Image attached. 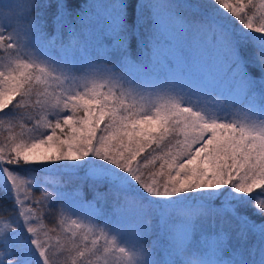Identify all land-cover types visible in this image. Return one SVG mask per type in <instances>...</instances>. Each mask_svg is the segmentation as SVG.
I'll list each match as a JSON object with an SVG mask.
<instances>
[{
    "label": "snow or ice",
    "instance_id": "6c2138e0",
    "mask_svg": "<svg viewBox=\"0 0 264 264\" xmlns=\"http://www.w3.org/2000/svg\"><path fill=\"white\" fill-rule=\"evenodd\" d=\"M25 12L22 28L0 12V192L15 212L0 264H264V0ZM209 92L215 112L191 104ZM41 173L78 178L93 199L77 210L103 226L47 228L63 193Z\"/></svg>",
    "mask_w": 264,
    "mask_h": 264
},
{
    "label": "trees",
    "instance_id": "16d2710c",
    "mask_svg": "<svg viewBox=\"0 0 264 264\" xmlns=\"http://www.w3.org/2000/svg\"><path fill=\"white\" fill-rule=\"evenodd\" d=\"M77 3L79 4H87L90 2V0H76ZM174 3H183V0H173ZM192 2H199V3H206V0H192ZM24 3L27 4V0L24 1ZM9 4H15L18 6H21V1L20 0H3L2 3H0L1 6L4 8L6 5ZM18 7H15L14 9L17 10ZM185 16L191 17V12L188 10H181ZM36 14H41L39 9H36ZM20 13L16 16L17 21L19 22L20 20ZM23 16L25 18L26 12L23 11ZM24 21V20H23ZM26 21V19H25ZM6 58V56H5ZM5 58L2 59V62H4ZM212 97L214 99H221L218 94L216 93H211ZM21 116L26 117V113L24 110L18 115L17 117V122L18 123H24V119H21ZM0 119H4L7 121V117H0ZM34 124V121L31 122ZM31 126V125H30ZM9 125L6 122L3 125H0V141H3L4 137H7L9 135L8 132ZM22 132V129L20 127H15L13 129L14 134H20ZM41 176H43L46 181H52L56 180L59 183L53 185L52 187L48 188L47 191L53 192V188L59 187L60 191L63 193V198L62 199H57L55 193H53L51 200L46 202V203H51L52 207L46 209V212L53 213L52 216H45L43 219V223L46 225L47 228H55L57 231H60L61 229V218H62V212L63 209L62 207L65 206L71 199L75 201L76 203H83L88 200L93 199V194L92 192L87 188L86 185H83L78 178L72 177H61L58 174L53 175V174H47V173H41ZM31 178V174H22V179L24 180H29ZM43 187V186H40ZM41 195L39 191H35L32 195V199H36L37 196ZM23 198V197H21ZM261 199H264V197H258ZM13 203L14 201H9L3 196V193L0 192V224L6 223L7 222V217L9 214H15L14 209H13ZM19 206L17 205V208L15 209L16 212H18ZM52 235H55V233H52ZM157 240L156 235H152L147 239L146 246H151L150 243H153L154 241ZM162 242V241H161ZM89 243H91V239L89 238Z\"/></svg>",
    "mask_w": 264,
    "mask_h": 264
},
{
    "label": "rangeland",
    "instance_id": "374dc122",
    "mask_svg": "<svg viewBox=\"0 0 264 264\" xmlns=\"http://www.w3.org/2000/svg\"><path fill=\"white\" fill-rule=\"evenodd\" d=\"M20 1H21V6H18L17 10H15L14 8H12L10 10L9 8H4L3 6L0 5V12H3L5 14V17L10 16L12 18L13 26H15L17 28H22L24 26V24H26L25 18L23 16V11H25L26 3H24L25 0H20ZM184 2H185V0H183V3ZM19 13H20V15H19L20 20L18 22L16 16ZM4 23H8V20L5 19ZM5 35H7V32H5ZM5 56H6V53H4L3 51H0V62H2V59L5 58ZM211 93L212 92L193 95L191 97V104L192 105H200V106H203L204 108H206L209 112H215L218 105H219L220 99H214V97H212ZM185 106H190L188 101H187V98L185 100ZM62 209H63L62 218H67V222H68L67 224L63 225V227H67L68 224H70L72 219L83 220L84 223L91 224L94 228H98V227L103 226L102 220L86 219L84 216V213L77 210V203L75 201H73L72 199L65 206H63ZM74 211H75V215L73 214ZM97 234H99V233L97 232ZM89 238L91 240H93V239H95V236H89ZM98 243L100 245H102L103 239H101ZM150 245H153V243H150Z\"/></svg>",
    "mask_w": 264,
    "mask_h": 264
}]
</instances>
